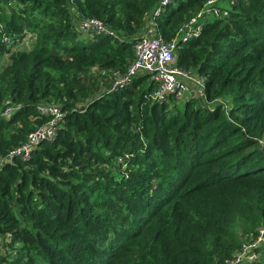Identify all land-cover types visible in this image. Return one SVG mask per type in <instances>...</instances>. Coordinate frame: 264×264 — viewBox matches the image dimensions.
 <instances>
[{
    "label": "trees",
    "instance_id": "16d2710c",
    "mask_svg": "<svg viewBox=\"0 0 264 264\" xmlns=\"http://www.w3.org/2000/svg\"><path fill=\"white\" fill-rule=\"evenodd\" d=\"M159 1L0 0V160L47 121L38 105L64 113L28 160L0 164V264H226L264 226V0L178 41L205 98L161 103L145 73L111 91ZM207 1L172 0L158 32ZM85 18L116 38L80 32ZM27 33L29 50L2 43ZM255 252L239 264H264Z\"/></svg>",
    "mask_w": 264,
    "mask_h": 264
},
{
    "label": "built area",
    "instance_id": "2783aa9c",
    "mask_svg": "<svg viewBox=\"0 0 264 264\" xmlns=\"http://www.w3.org/2000/svg\"><path fill=\"white\" fill-rule=\"evenodd\" d=\"M171 1L160 0L153 9L144 33L133 45L134 59L127 66L125 72L113 73L115 79L111 91L129 85L135 76L145 73L150 76L151 81L156 85L155 90L151 94L153 102H165L169 97L174 98L176 101H183L187 98H205L204 79L191 71L183 70L175 65L178 41L196 38L200 34L202 25L206 20L227 17L228 9L233 7L239 0H227L228 8L226 9L219 6L221 0H208L198 12L193 14L180 27L172 40L166 41L158 32L155 20ZM78 29L84 34L91 33L114 38L117 36L115 31L95 18L80 20ZM2 43L9 47L13 44V38L3 35ZM37 112L40 117H46L47 121L30 133L24 143L12 149L7 156L2 158L0 164L11 163L15 158H21L26 161L30 158L32 150L39 143L54 138L58 127L64 120L63 111L58 105L53 103H42L38 105ZM263 245L264 226H260L257 229V235L244 241L235 259L226 264H239L257 260L258 254L255 250Z\"/></svg>",
    "mask_w": 264,
    "mask_h": 264
},
{
    "label": "rangeland",
    "instance_id": "374dc122",
    "mask_svg": "<svg viewBox=\"0 0 264 264\" xmlns=\"http://www.w3.org/2000/svg\"><path fill=\"white\" fill-rule=\"evenodd\" d=\"M219 6L223 9L228 8L227 0H221L219 3ZM33 41H34L33 35L30 33H27L26 36L22 39V41H20L19 43H13L9 48L11 51L29 50L32 47ZM7 63H8V55L6 54L0 62V68L5 66ZM93 78H96L98 80L100 77L93 76ZM6 244H7V240L4 237H0V253L1 254L8 253L9 249L6 247Z\"/></svg>",
    "mask_w": 264,
    "mask_h": 264
}]
</instances>
